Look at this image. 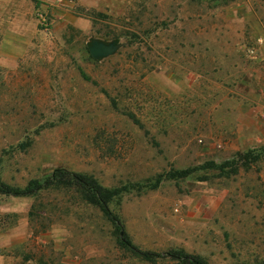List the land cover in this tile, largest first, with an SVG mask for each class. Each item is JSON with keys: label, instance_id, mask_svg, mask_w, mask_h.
Instances as JSON below:
<instances>
[{"label": "rangeland", "instance_id": "rangeland-1", "mask_svg": "<svg viewBox=\"0 0 264 264\" xmlns=\"http://www.w3.org/2000/svg\"><path fill=\"white\" fill-rule=\"evenodd\" d=\"M247 152L234 176L165 178ZM58 169L118 190L141 251L264 264V0H0V183ZM0 264L146 263L48 190L0 196Z\"/></svg>", "mask_w": 264, "mask_h": 264}, {"label": "trees", "instance_id": "trees-1", "mask_svg": "<svg viewBox=\"0 0 264 264\" xmlns=\"http://www.w3.org/2000/svg\"><path fill=\"white\" fill-rule=\"evenodd\" d=\"M86 78V77H84ZM135 124L136 123L135 121ZM259 161V156L252 152L238 154L235 158L221 165L205 163L200 167L182 171H172L165 178L184 181L198 172H217L224 177L237 175L240 169L248 170L251 164ZM162 177L157 179L156 185ZM204 180V179H200ZM48 190H64L72 192L80 201L96 207L104 218L112 225L118 238V245L132 255L134 258L146 264H157L158 262H169L174 264H208L199 256L186 254L183 250H171L163 254L141 251L130 241L119 217L110 209L119 194L118 190H108L101 187L93 178L68 172L63 169L54 171L43 182L31 181L24 189H13L6 184L0 183V196L7 197H33Z\"/></svg>", "mask_w": 264, "mask_h": 264}, {"label": "water", "instance_id": "water-1", "mask_svg": "<svg viewBox=\"0 0 264 264\" xmlns=\"http://www.w3.org/2000/svg\"><path fill=\"white\" fill-rule=\"evenodd\" d=\"M89 53L92 56H103L105 54V51L99 49L98 47H94L89 49Z\"/></svg>", "mask_w": 264, "mask_h": 264}]
</instances>
